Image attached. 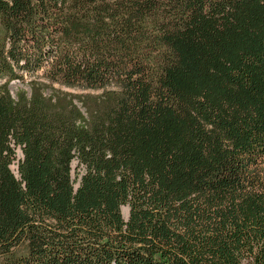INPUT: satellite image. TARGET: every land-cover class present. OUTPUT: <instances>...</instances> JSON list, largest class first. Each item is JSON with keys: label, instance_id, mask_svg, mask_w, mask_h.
Listing matches in <instances>:
<instances>
[{"label": "trees", "instance_id": "obj_1", "mask_svg": "<svg viewBox=\"0 0 264 264\" xmlns=\"http://www.w3.org/2000/svg\"><path fill=\"white\" fill-rule=\"evenodd\" d=\"M57 1L0 0V27L22 20L30 31L0 44V74L53 55L52 84L88 89L47 86L40 74L30 92L0 88V257L264 264V0H96L92 15L80 0L65 17L48 12ZM111 20L112 42L102 36ZM129 44L160 53L153 76L120 54ZM116 89L126 96L104 112L109 127L89 133L85 100ZM45 90L63 112L45 105ZM127 199L142 212L123 229Z\"/></svg>", "mask_w": 264, "mask_h": 264}, {"label": "rangeland", "instance_id": "obj_2", "mask_svg": "<svg viewBox=\"0 0 264 264\" xmlns=\"http://www.w3.org/2000/svg\"><path fill=\"white\" fill-rule=\"evenodd\" d=\"M82 4H80V6H83V11L87 12L88 14H93L95 12H97V9L100 7V3L97 2L96 0L94 2H89L90 4L87 5L85 0H81ZM81 3L80 0H58L55 4H49V6H52L51 9L48 10L52 11L54 8H58L63 11L62 12V16L65 17L66 15V11H68L70 9L74 10L75 9V5ZM103 5V4H102ZM79 6V7H80ZM99 6V7H98ZM89 7V8H88ZM76 11H73V13H75ZM77 15H79V13H77ZM80 16V15H79ZM117 28V25L114 24V21L111 20V23L108 25V28L104 31V33L102 34V36L105 38L110 39L111 42L114 41L115 36H117V34H114V30ZM29 30L27 28V24L25 21L20 20L19 22H16V24H11L8 25H3L2 27H0V44L4 45L5 48L7 47H13L12 41L15 40V45H17L18 43H20L22 38L17 39L20 35L23 36H27L29 37ZM112 33V34H110ZM108 36V37H107ZM13 38V39H12ZM15 38V39H14ZM65 37L63 36H59L57 35V44L59 45V48L61 51L66 50L65 52H69L72 50V48L70 47L71 43H68V41L66 39H64ZM18 41V42H17ZM160 45V44H159ZM140 44L137 46L135 44H133L132 46L129 44V49L127 51V48H122L120 54L123 56H127L128 53H134L135 55L139 56V61L141 62V64L143 66H145V69L148 73V76L145 79H148V77L153 76L154 73L158 70V65L156 62H154V59L156 58L155 55L160 54L155 52L153 58H151L150 56L148 57V54L151 53L152 51H149V49L146 52H142V50H140ZM162 50H165L164 45H161ZM60 51V53H62ZM22 61V60H20ZM45 63H42L41 67L39 69H35V70H29L26 69L24 70L23 68H21V70H17L16 69V64L13 62H9V68L10 70H7L6 73H4V75L0 74V88L4 85V84H8V87L11 89L12 92L16 91V88H22L23 90H26L27 92H30L29 89V85H27V81H21L22 79H20L21 77L23 78V80L27 79V78H34V75L36 74H42V75H38L39 76V81L44 80L47 81L48 78V74H52L54 71V67H51V62L50 59L47 58L44 60ZM16 69V70H15ZM33 71V72H31ZM35 72V73H34ZM34 73V74H32ZM31 75V76H30ZM10 76H19L18 79L14 80L11 79ZM30 76V77H28ZM47 86H50V84H52L51 81L46 82ZM44 97H47V99L43 98V102L46 103L45 105L49 106V109L53 112H63L65 109L63 108V106L59 105V101L61 100V98L58 99H49V96H52L51 94V90H45L44 93H41ZM97 97H88L85 102L87 104V122H88V131L89 133L91 131H93L94 129H102V130H107V127H109V122L107 121V119L105 118L104 112L105 111H109L112 108L116 107L119 105L120 102H122L126 96L125 92L122 90H117L114 93H110L107 95H100ZM50 100V101H49ZM52 100V102H51ZM75 103L77 104V106L82 109L81 107V102H79L78 100L74 99ZM47 102H51L53 104V106H51L50 104L48 105ZM76 115H78L77 117H80V114L77 113ZM20 155V150L16 149V159L19 157ZM75 162V161H74ZM77 163H74V166L76 168ZM54 168L56 171H62V163L61 162H55L54 163ZM83 166H79V168L76 169V172H82ZM20 181V180H19ZM82 178L80 180V183L82 182ZM140 205H138L137 201L135 200L134 202H131L129 199H127L126 201H124L123 203L118 204V214L120 217L121 222L123 223L122 228L125 229V225L128 224L129 222H131L132 220L137 219V217L140 215V213L142 212L141 210H137V208ZM24 245L20 248L19 252L22 251L23 253H26V251H28V244L27 242L23 243ZM17 254V253H16ZM15 261L17 263V261H21L19 258H21V255L17 254ZM12 264L13 263V259H7L6 257H0V264ZM19 264V263H18Z\"/></svg>", "mask_w": 264, "mask_h": 264}, {"label": "flooded vegetation", "instance_id": "obj_3", "mask_svg": "<svg viewBox=\"0 0 264 264\" xmlns=\"http://www.w3.org/2000/svg\"><path fill=\"white\" fill-rule=\"evenodd\" d=\"M54 53V52H53ZM53 55H51V57H50V59H52L53 57H52ZM41 75V74H40ZM32 80V78H27V79H25V80H23V81H27L28 83L30 82ZM22 81V80H21ZM43 82H48L49 80H47V81H44V80H42ZM56 81V80H55ZM26 82V83H27ZM28 85V84H27ZM52 86H54L55 88H61L62 90H65V91H68V92H70V93H87L88 92V89H84V88H82V87H80V86H71V87H63V86H60L57 82H54V84H52Z\"/></svg>", "mask_w": 264, "mask_h": 264}]
</instances>
